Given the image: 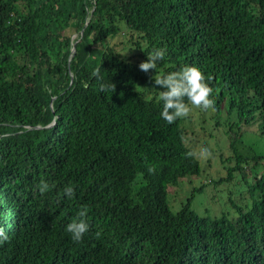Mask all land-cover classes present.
<instances>
[{"label":"trees","instance_id":"16d2710c","mask_svg":"<svg viewBox=\"0 0 264 264\" xmlns=\"http://www.w3.org/2000/svg\"><path fill=\"white\" fill-rule=\"evenodd\" d=\"M125 31L140 60L165 50L157 69L111 44ZM185 65L217 110L236 109L230 132L261 119L264 133V0H0V264H264V154L231 142L227 179L263 169L235 218L170 204L201 164L151 77ZM84 207L89 231L74 242L65 227Z\"/></svg>","mask_w":264,"mask_h":264},{"label":"rangeland","instance_id":"374dc122","mask_svg":"<svg viewBox=\"0 0 264 264\" xmlns=\"http://www.w3.org/2000/svg\"><path fill=\"white\" fill-rule=\"evenodd\" d=\"M128 37V31L121 32L111 44L139 65L143 61L139 57L140 49ZM135 37L137 39L136 34ZM226 102L219 110L215 106L209 110L190 106V115L181 119V125L187 131V146L192 151L207 147L211 156L199 159V175L186 176L177 186L169 188V201L174 210L180 209L183 203L190 200L192 209L199 215L212 218L227 215L235 218L238 216L237 207H249L252 204L250 185L254 182L256 172H262L264 159L259 161L262 165L260 168L254 166L252 161L245 165L246 179L237 171H233V177L227 179L228 168L236 163L231 142L235 140L237 151L245 156L264 154L262 120L251 121L246 125L243 123L239 127L234 125L233 132H230L231 123L237 122V114L236 109L228 113Z\"/></svg>","mask_w":264,"mask_h":264},{"label":"clouds","instance_id":"9594fccd","mask_svg":"<svg viewBox=\"0 0 264 264\" xmlns=\"http://www.w3.org/2000/svg\"><path fill=\"white\" fill-rule=\"evenodd\" d=\"M164 56L165 50L161 48H155L151 52H147V60L139 64L140 70L147 73L150 70L157 69V62L162 60ZM98 72L99 69H97ZM151 79L154 80L155 85L160 86V89H162L158 99L163 104L161 116L168 124H173L178 119L188 117L192 111V107L201 110L214 109V100L210 98L213 89L206 82L204 73L194 65H185L179 70L165 75L157 73ZM107 87L104 84L100 85L101 91H106ZM113 87L115 92L116 86L114 83ZM188 156L194 159L208 158L211 156V151L207 147H203L199 151H190ZM148 171L154 172L155 169L150 167ZM37 188L41 194H44L48 192L49 184L41 180ZM64 194L72 198L75 195L74 187L71 184L66 185ZM86 217L87 208L84 207L77 213V218L73 219L65 227V231L70 234L74 242L82 241L84 235L89 231ZM100 235V232L96 233L97 238ZM7 240L8 235L0 227V245L4 244Z\"/></svg>","mask_w":264,"mask_h":264}]
</instances>
